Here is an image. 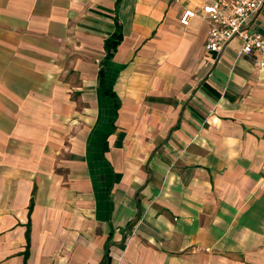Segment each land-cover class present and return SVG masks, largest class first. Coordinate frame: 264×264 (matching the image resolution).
<instances>
[{
  "label": "crops",
  "instance_id": "0c3cea01",
  "mask_svg": "<svg viewBox=\"0 0 264 264\" xmlns=\"http://www.w3.org/2000/svg\"><path fill=\"white\" fill-rule=\"evenodd\" d=\"M209 1L0 0V264H264V66Z\"/></svg>",
  "mask_w": 264,
  "mask_h": 264
},
{
  "label": "built area",
  "instance_id": "2783aa9c",
  "mask_svg": "<svg viewBox=\"0 0 264 264\" xmlns=\"http://www.w3.org/2000/svg\"><path fill=\"white\" fill-rule=\"evenodd\" d=\"M264 0H212L198 9L184 8L180 23L186 25L192 16H199L208 23L206 50L220 53L232 40L240 42L238 53L257 51L264 66V36L252 28V17Z\"/></svg>",
  "mask_w": 264,
  "mask_h": 264
},
{
  "label": "trees",
  "instance_id": "16d2710c",
  "mask_svg": "<svg viewBox=\"0 0 264 264\" xmlns=\"http://www.w3.org/2000/svg\"><path fill=\"white\" fill-rule=\"evenodd\" d=\"M122 37L121 34V28H120V24L118 22V20H115V30L113 31V33L104 40V48H105V57L109 58L113 51L115 50L117 44L120 42ZM112 100H113V111H114V115H115V110L117 107V97L115 95V93H113L112 91L109 92Z\"/></svg>",
  "mask_w": 264,
  "mask_h": 264
}]
</instances>
